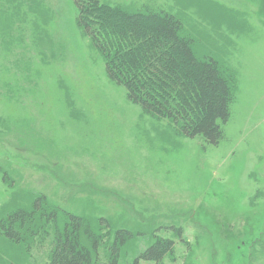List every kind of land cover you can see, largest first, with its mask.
<instances>
[{"label":"rangeland","instance_id":"rangeland-1","mask_svg":"<svg viewBox=\"0 0 264 264\" xmlns=\"http://www.w3.org/2000/svg\"><path fill=\"white\" fill-rule=\"evenodd\" d=\"M103 1L175 15L196 58L218 61L224 137L187 138L129 101L73 0H0V222L45 198L102 234L103 261L127 230L120 264L157 239L175 245L163 264H264V0ZM53 239L50 225L29 249L0 235V264H46Z\"/></svg>","mask_w":264,"mask_h":264},{"label":"trees","instance_id":"trees-1","mask_svg":"<svg viewBox=\"0 0 264 264\" xmlns=\"http://www.w3.org/2000/svg\"><path fill=\"white\" fill-rule=\"evenodd\" d=\"M73 2L78 11L76 25L104 58L109 79L126 90L129 101L145 114L169 121L187 138L201 137L213 146L222 141L221 124L231 116V81L215 59L196 58L193 39L184 34L183 23L175 15L132 13L103 0ZM46 202L36 199L31 210L7 212L0 222V235L29 249L27 239L37 231L46 232L50 225L54 239L46 264H120L121 251L133 239L132 233L116 231L109 260L103 261L102 234L84 218L69 213H61L60 223L59 212L50 210ZM174 249L172 240L157 239L134 264L140 260L163 264Z\"/></svg>","mask_w":264,"mask_h":264}]
</instances>
